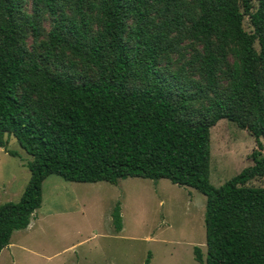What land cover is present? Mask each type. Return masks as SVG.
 <instances>
[{
  "label": "trees",
  "instance_id": "16d2710c",
  "mask_svg": "<svg viewBox=\"0 0 264 264\" xmlns=\"http://www.w3.org/2000/svg\"><path fill=\"white\" fill-rule=\"evenodd\" d=\"M61 1L0 0V148L12 138L30 157L18 201L0 204V252L28 226L50 175L164 179L205 198L197 264H264V187L248 185L264 177V0H70L67 12ZM219 120L255 149L213 187ZM110 218L119 232L118 204Z\"/></svg>",
  "mask_w": 264,
  "mask_h": 264
},
{
  "label": "rangeland",
  "instance_id": "374dc122",
  "mask_svg": "<svg viewBox=\"0 0 264 264\" xmlns=\"http://www.w3.org/2000/svg\"><path fill=\"white\" fill-rule=\"evenodd\" d=\"M61 3L66 12L71 9L70 0ZM256 4L253 0V8ZM26 10L31 12L29 5ZM39 21L46 31L47 21ZM242 28L251 31L246 17ZM27 43L33 44L31 37ZM253 149L247 132L226 120L216 122L209 129V183L219 187L250 166ZM29 160L12 138L5 150L0 148V204L18 201L28 180ZM248 185L264 187V177ZM204 203L200 193L164 179L127 178L110 185L70 183L50 175L41 184L35 219L11 234L0 252V264H197L192 248L198 247L204 256ZM115 204L119 232L110 218Z\"/></svg>",
  "mask_w": 264,
  "mask_h": 264
},
{
  "label": "crops",
  "instance_id": "0c3cea01",
  "mask_svg": "<svg viewBox=\"0 0 264 264\" xmlns=\"http://www.w3.org/2000/svg\"><path fill=\"white\" fill-rule=\"evenodd\" d=\"M32 216H33V215H32ZM32 216H31L30 220L33 219V218L35 219V217H32ZM30 220H29V222H30ZM27 227H29V224H28ZM27 227H26V228H27ZM26 228H25V229H26Z\"/></svg>",
  "mask_w": 264,
  "mask_h": 264
}]
</instances>
